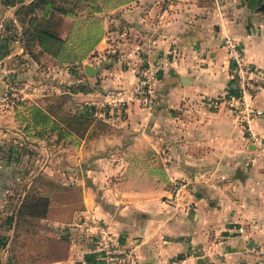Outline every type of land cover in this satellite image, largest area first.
<instances>
[{"label":"crops","instance_id":"1","mask_svg":"<svg viewBox=\"0 0 264 264\" xmlns=\"http://www.w3.org/2000/svg\"><path fill=\"white\" fill-rule=\"evenodd\" d=\"M130 1L111 8L113 27L91 44L99 54L87 63L92 75L84 62H74L70 72L50 56L28 54L15 37L21 28L14 9L0 2V19H6L0 39V264H11L4 245L9 233L1 229L21 203L20 183L46 170L55 145L59 174L80 172L81 207L121 236L140 264H264V157L245 153L242 137H235L237 124L229 115L240 95L224 48L226 37L236 40L264 77V0ZM117 50L115 57L104 55ZM44 61L52 65L44 67ZM148 62L161 65L151 106L133 101L120 112L97 115L73 105V113L98 120L81 138L38 137L20 115L22 104L41 106V98L51 95L68 102L72 95L87 100L93 91L129 89L136 69ZM40 69L54 80L44 83ZM251 92L259 114L250 130L264 138V89ZM41 150L46 157L37 171L18 166L22 159L34 162L30 157ZM245 160L248 166L253 160L252 167H233ZM171 174L186 177L192 188L201 175L234 180L201 183L187 201L171 206L160 200ZM71 238L65 262L103 264L93 240Z\"/></svg>","mask_w":264,"mask_h":264},{"label":"rangeland","instance_id":"2","mask_svg":"<svg viewBox=\"0 0 264 264\" xmlns=\"http://www.w3.org/2000/svg\"><path fill=\"white\" fill-rule=\"evenodd\" d=\"M2 1L9 6L11 11L14 9L16 18L17 10L24 5L32 3L34 0H0L1 3ZM164 1L168 2V0ZM130 2L131 1L129 0H58L59 5L72 9L73 14L71 16H65L64 21L62 22L63 27L61 26L59 31L61 38L65 40L69 39L68 44L70 43L75 49L79 48L82 55L81 61L79 62L80 65L81 62L87 64L97 61L99 54L97 50L94 51L90 46L96 38L108 33L113 27L114 22H112L111 19L114 14L109 13L111 8L121 7ZM116 11L117 12L115 13H118L119 10ZM42 12V9H36L34 15L39 17ZM29 17L31 16L25 17L21 23L18 22L21 31L22 26H26ZM5 20L6 19L3 20L4 23ZM18 35L20 36L19 33L15 32V37L18 38ZM21 35L24 45L23 31ZM27 43L29 45L27 52L32 53L37 58L38 56L45 55L38 50L35 41ZM70 53H72V51ZM117 54H119L118 50L115 51V53L110 52L108 54L105 53L104 55L115 57ZM51 65L52 63L48 61L42 63V66L44 67ZM74 66L76 65H69L70 72H72L71 67ZM43 71V69H40V73H43ZM45 73L47 74L48 72L46 71ZM43 75L45 74L43 73ZM52 80H54L53 76L45 75L43 82H51ZM55 81L57 80L55 79ZM41 99L42 101H40V104L44 106L46 104L45 97ZM86 101L87 100L83 98V96L77 97L72 95L70 96V100L68 102L66 101L65 106H68L70 109L73 105L80 104L87 108ZM218 101L221 100L218 99ZM256 115L257 114H254V116ZM230 118L232 119L231 123H233V120L235 119V123H233L234 125L237 124L235 137L236 135L242 137L241 140H243L245 153L249 154L252 152H258L264 157V138L256 134L262 142V147H258V145L253 143L251 130L243 121L241 115H237L236 112L233 111L231 112V115H229V119ZM54 135L55 134H52L51 136L54 137ZM69 138L72 139L71 136ZM248 143H250L251 146H248ZM232 148L233 146L230 145L229 149L232 150ZM41 151V154L35 153L34 155H32L31 152L32 156L30 159L34 162L30 163L22 159L21 161L18 160V166H22L24 169H28L29 166V171L31 173L37 171L39 167L44 164L46 157L44 150ZM51 153L52 156L50 155L49 160H46L45 162L44 169L46 170H42L36 175L33 173L28 175V181L25 183L21 182L17 192V194L20 195L21 202L25 196L28 198H31L32 196H46L49 201V208L46 217L43 219H37L22 215L16 218V212L18 209H13L12 215L15 214L14 219L9 220L8 218V223H6L1 229L2 232L9 233L7 236H4L5 241L4 239L3 241L5 248L8 251L9 258L11 259V264H73V262L67 263L65 261L68 260L69 257L68 247L71 243V236L73 234H79V231L75 227H72L73 222L76 221L77 214L85 209L81 207L82 185L77 184L79 181H82V178L78 171H76L72 177L63 178L59 174L62 162L59 159V146L55 145L52 147ZM37 155H40V157ZM252 161L253 160L249 161V166L251 167ZM166 164L168 165V162H166ZM249 166L248 160H245L239 161L238 164H235L234 161L233 167H240L243 169ZM32 178L33 180L31 182L30 180ZM196 178L199 182H197L195 187L192 188L191 182L188 183L186 177L178 174L166 175L162 184L163 194L161 195L160 200L171 206L177 205V202L182 203L187 201L186 197L190 192L193 193L190 189H195L200 186L201 183L225 185L234 180L233 175H229L225 178L217 175H201ZM90 180L92 181L91 178ZM176 186H180V192L176 199L177 201H175L172 196V191ZM14 210H16V212ZM1 236L2 234L0 233V237ZM60 257H65V259L59 261L55 260ZM180 258L182 257H178V259Z\"/></svg>","mask_w":264,"mask_h":264},{"label":"built area","instance_id":"3","mask_svg":"<svg viewBox=\"0 0 264 264\" xmlns=\"http://www.w3.org/2000/svg\"><path fill=\"white\" fill-rule=\"evenodd\" d=\"M3 31L4 21L0 19V39ZM224 48L232 63V72L240 95L238 101L234 103V112L241 115L250 129V121L254 114H259L250 103L251 91L264 89V77L246 62L240 44L236 40L226 37ZM160 69L159 63H145L136 69V81L129 89L110 88L90 92L86 105L94 109V114L97 115H103L104 112H120L133 101L148 108L154 101V89ZM251 137L253 143L262 147L261 140L252 132ZM179 192L180 186L174 187L172 196L175 201H177ZM72 227L79 231V235L93 240L95 252L103 264H140L134 249L126 244L121 236L112 232L107 223L98 217L92 209L85 208L80 211ZM259 251L264 255V247Z\"/></svg>","mask_w":264,"mask_h":264},{"label":"trees","instance_id":"4","mask_svg":"<svg viewBox=\"0 0 264 264\" xmlns=\"http://www.w3.org/2000/svg\"><path fill=\"white\" fill-rule=\"evenodd\" d=\"M36 9L43 10L39 17L34 15ZM72 14V9L59 5L58 0H34L30 4L20 7L16 12L17 22L21 23L25 17L31 16L26 26H22L24 50L28 51L29 45L27 42L35 41V45L41 53L54 58L58 62L67 65H72L74 62L79 63L82 58L79 48L75 49L70 43L68 44L69 39L61 38L59 31L60 27H63L62 22L65 16H71ZM71 51L72 53H70ZM27 53L36 57L32 53ZM45 102L44 106L33 103L21 105L23 110L20 115L29 119L32 124L33 135L38 137L44 135L48 137L55 134L58 139L70 136L81 138L88 132L93 122L98 121L90 116V114L95 113L92 108L87 107L88 111H91L88 116L78 115L67 109L65 107L66 98L60 94L45 97ZM48 208L49 201L46 196H32L31 198L25 196L18 207L16 218L26 215L31 218L43 219L47 215ZM63 259L65 257L55 260Z\"/></svg>","mask_w":264,"mask_h":264},{"label":"water","instance_id":"5","mask_svg":"<svg viewBox=\"0 0 264 264\" xmlns=\"http://www.w3.org/2000/svg\"><path fill=\"white\" fill-rule=\"evenodd\" d=\"M22 31H20V36H19V38H20V41L22 42ZM85 66H86V72L89 74V75H92L95 71H94V68H92L90 65H88V64H84ZM256 148V147H255Z\"/></svg>","mask_w":264,"mask_h":264}]
</instances>
